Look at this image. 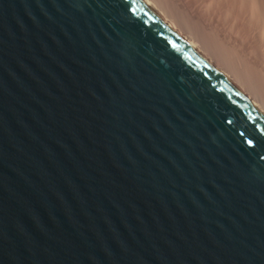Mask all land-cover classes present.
Segmentation results:
<instances>
[{"label":"water","instance_id":"95a60500","mask_svg":"<svg viewBox=\"0 0 264 264\" xmlns=\"http://www.w3.org/2000/svg\"><path fill=\"white\" fill-rule=\"evenodd\" d=\"M0 264H264V117L140 0H0Z\"/></svg>","mask_w":264,"mask_h":264},{"label":"bare ground","instance_id":"6f19581e","mask_svg":"<svg viewBox=\"0 0 264 264\" xmlns=\"http://www.w3.org/2000/svg\"><path fill=\"white\" fill-rule=\"evenodd\" d=\"M264 117V0H140Z\"/></svg>","mask_w":264,"mask_h":264}]
</instances>
